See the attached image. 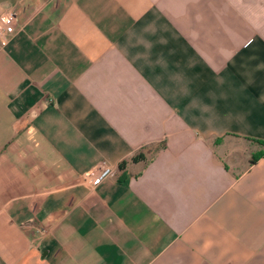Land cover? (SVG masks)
Segmentation results:
<instances>
[{"label": "crops", "instance_id": "crops-1", "mask_svg": "<svg viewBox=\"0 0 264 264\" xmlns=\"http://www.w3.org/2000/svg\"><path fill=\"white\" fill-rule=\"evenodd\" d=\"M2 16L0 264H264V0Z\"/></svg>", "mask_w": 264, "mask_h": 264}, {"label": "built area", "instance_id": "built-area-1", "mask_svg": "<svg viewBox=\"0 0 264 264\" xmlns=\"http://www.w3.org/2000/svg\"><path fill=\"white\" fill-rule=\"evenodd\" d=\"M14 18L11 16H2L0 17V37L6 39L7 36H10L14 33ZM112 171L110 167L106 164L100 165L99 169L95 172H92L90 175L92 177L93 184L99 183L102 179L111 175Z\"/></svg>", "mask_w": 264, "mask_h": 264}, {"label": "trees", "instance_id": "trees-1", "mask_svg": "<svg viewBox=\"0 0 264 264\" xmlns=\"http://www.w3.org/2000/svg\"><path fill=\"white\" fill-rule=\"evenodd\" d=\"M259 144H262L263 146H264V142H258ZM142 157L139 155V156H137V157H135V158H133V160H136V159H141Z\"/></svg>", "mask_w": 264, "mask_h": 264}, {"label": "rangeland", "instance_id": "rangeland-1", "mask_svg": "<svg viewBox=\"0 0 264 264\" xmlns=\"http://www.w3.org/2000/svg\"><path fill=\"white\" fill-rule=\"evenodd\" d=\"M221 143V140H218V141H216V144H220ZM264 147V146H263Z\"/></svg>", "mask_w": 264, "mask_h": 264}]
</instances>
